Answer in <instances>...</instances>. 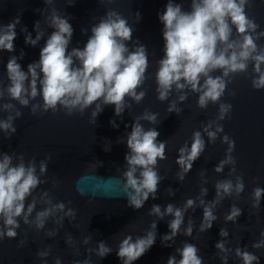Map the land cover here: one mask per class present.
<instances>
[{"label": "water", "instance_id": "water-1", "mask_svg": "<svg viewBox=\"0 0 264 264\" xmlns=\"http://www.w3.org/2000/svg\"><path fill=\"white\" fill-rule=\"evenodd\" d=\"M181 3L183 10L190 11L191 0H175ZM167 0H52L45 4L44 0H0V25H6L19 17L15 31V50L8 52L0 50V87L6 88L9 81L6 75V64L10 56H20L18 59L24 71L29 63L39 60L40 49L44 46L48 35L54 30L49 27L46 17L51 9L55 8L59 15L66 16L74 31L68 50L83 48L91 35L92 25L108 11H116L132 27V40L126 41L132 51L137 44L146 47L148 55V68L143 84L137 92L144 91L145 96L140 102L131 97H125V109L120 116H116L114 105H104L103 111L96 117L95 123L90 122L91 112L95 104L86 109L83 114L74 111L67 115L66 111L59 108L53 113L37 111L31 112L32 104L41 103L42 98L37 96L30 101L28 106H21L17 101L10 100L5 93L0 98V105L11 102L15 110L22 115L14 120L16 132L6 138L0 130V152L24 155L25 163L35 158L37 174L39 163L46 156L47 172L40 176L41 183L33 192L37 198L36 210H43L51 205L45 201L50 199L52 204L63 202L65 209L58 210L50 216L42 229H37L34 223L25 224L22 218L20 227L16 230L15 238L4 237L0 240V264H55L57 258L61 264H75L85 259L89 264H122L116 255L119 242L125 235L136 236L146 234L152 221L157 222L156 239L154 245L133 264H167L170 255H176L175 249L183 246V242L193 243L198 248V255L203 258V264H225L222 257H227L226 264H243L236 255L239 247L242 251L255 254L259 260L253 264H264V245L254 248L255 242L264 240L261 231H264V195L261 197L260 207L253 208L252 192L255 187L264 188V89H254L252 79L253 62H248L246 72L230 74L223 96L216 103L209 102L207 107H198L199 93L190 89L177 90L173 86L168 98L164 101L158 99L155 73L159 67L158 61L164 55V40L162 37L163 24L158 19V13L165 9ZM37 9L41 11H37ZM245 11L249 18L254 19L258 27L252 33L258 49H264V0H249ZM137 12L140 13L138 20ZM40 21L39 31L43 37L32 46L25 43V36L31 33L35 38L34 24ZM26 27L27 32L21 31ZM238 34L233 26L231 39H238ZM264 68V65H262ZM220 70L212 73L213 76L221 75ZM186 94L184 101L179 100L180 95ZM176 101L179 114L175 110L167 109ZM220 103L231 104L230 113L223 120H218ZM145 110L150 114H157L155 123L142 119L139 122L147 130L155 128L159 132L157 141H166V159L159 160L155 166L162 177L157 190V198L149 199L140 209L128 205L127 195L124 192L125 178L122 173L127 165L125 154L128 152L126 135L131 131L135 118L141 116ZM9 113L0 110V119ZM115 120L118 128L112 127L110 120ZM210 122L211 130L222 125L223 132L217 133L214 142H210L203 128ZM127 125V127H126ZM201 131L205 140V150L194 161L192 169L181 182L176 173L180 171L176 164L178 149L185 141L191 144L194 131ZM227 134L235 141L234 150L228 153V144L222 141ZM118 138H123L117 143ZM111 141L110 151H104V145ZM231 155L234 163L225 164L222 172H215L214 168ZM102 161V166L95 169V162ZM235 169V171H233ZM204 171L201 177L200 172ZM237 176H242L244 190L238 196L235 192L226 196L213 209L217 216L212 227L206 232L199 231L203 217V208L199 199L206 203L215 198V183L221 179H231L233 183ZM171 187L174 195H168L167 189ZM201 187L207 188V193L201 196ZM78 189L82 191H78ZM47 192L45 197L43 194ZM196 200V206L185 212L184 224L173 241L161 242V237L170 232L168 221L171 216L163 219L149 215L153 204L163 208L168 203L182 207L186 199ZM199 198V199H198ZM28 197L27 203L31 202ZM71 201V203H69ZM235 204L242 209V214L235 222L225 221L224 217L229 212L231 205ZM71 208L75 211V218L66 216L65 212ZM35 211L29 217H35ZM62 218L61 223H56ZM189 219L193 222L191 236L184 235V229ZM2 223V222H0ZM226 228L229 235L221 237L220 229ZM54 235L49 236V232ZM72 241L68 242V237ZM85 237L89 238L87 244ZM220 240L225 241L226 252L215 247ZM21 241L24 243L21 245ZM104 241L112 252L101 258L96 255L98 243ZM91 250V251H90ZM48 252L46 257H40L38 252Z\"/></svg>", "mask_w": 264, "mask_h": 264}, {"label": "clouds", "instance_id": "clouds-1", "mask_svg": "<svg viewBox=\"0 0 264 264\" xmlns=\"http://www.w3.org/2000/svg\"><path fill=\"white\" fill-rule=\"evenodd\" d=\"M45 4H51L52 0H44ZM249 0H191L190 11L183 10L181 3L175 0H167L163 12L158 13V19L163 24L162 37L164 40V55L158 61V69L155 79L158 99L164 101L168 98L173 86L177 90L190 89L199 93L198 107L205 108L209 102L216 103L223 96L227 83L230 82V74L246 72L248 62H253V72L256 74L252 79L254 89H264V49H258L252 33L258 27L254 19L249 18L245 8ZM37 11H41L37 9ZM138 20L140 13L137 12ZM50 28L54 29L48 35L44 46L40 49L39 60L29 63L27 71H24L18 59L23 58V50L19 57L12 55L6 64V75L9 81L6 88L0 87V98H4L5 93L10 100L17 101L21 106H28L31 100L37 96L42 98V104H32L31 112L53 113L62 108L67 115H72L74 111L84 113L86 109L95 104L91 112L90 122L95 123L96 117L103 111L104 105H114L116 116H120L125 109V97H131L136 102H140L145 96L144 91L137 92V89L145 80V73L148 68V55L146 47L137 44L134 50L130 51L126 41L132 40V27L116 11H108L106 15L99 19V22L92 25L91 35L83 48H72L68 50L69 43L73 36V27L66 16L58 14L55 8L46 17ZM19 17L6 25H0V50L13 52L15 50L14 40L17 36L15 31L19 23ZM233 26L238 34V39H231ZM40 21H36L34 29L35 38L31 33L25 36V43L35 46L43 37V32L39 31ZM21 31L27 32L26 27ZM260 35H264L261 33ZM216 70L221 71V75L213 76ZM186 94L180 95L179 100L184 101ZM231 104L220 103L218 120H223L226 114L231 111ZM15 105L11 102L0 105V110L7 113L6 118L0 119V130L10 138L16 132L14 120L22 115L19 110H15ZM175 110L179 114L180 109L176 106V101H172L167 111ZM145 119L155 123L157 114L149 113L147 110L135 118L131 126V131L126 135L128 152L125 154L126 169L122 173L125 178L124 192L127 195L128 205L134 209H140L151 196L157 198L158 185L162 177L156 170L159 160L166 159V141H157L159 132L155 128L147 130L139 122ZM109 123L114 128L119 125L115 120ZM210 122L203 128L210 142H214L217 133L223 132V126L217 125L215 130H211ZM127 127V125H126ZM123 138H118L117 143H121ZM222 141L228 144L227 152L231 153L235 147V141L225 134ZM111 141L104 145V151H110ZM205 150V140L201 131H194L191 144L185 141L184 145L178 149L176 164L180 171L176 173L177 179L183 181L186 174L192 169L196 161ZM16 163H13L14 154L0 152V240L4 237L15 238L17 229L20 227L22 218L25 224L34 223L37 229H42L46 220L55 215L60 210L65 209V204L59 202L52 204L51 200L45 201L51 205L43 210L35 211L37 198L33 196L34 190L43 183L40 176L47 172V161L51 159L46 156L39 163V173L35 158L25 163L24 155L21 153L15 156ZM231 155L215 166L214 171H223L225 164L234 163ZM102 161L95 162V169L102 166ZM235 171V169H233ZM201 177L204 171L200 172ZM215 198L206 203L199 199V204L203 208V217L199 225L200 232H206L217 220L213 209L226 196L235 192L237 196L244 190L242 176H237L235 183L231 179L217 180L215 183ZM78 191H82L78 189ZM207 188L201 187V196L207 193ZM168 195H174L171 187L167 189ZM45 197L47 192L43 194ZM264 195V188L255 187L252 192L253 208L260 207L261 197ZM32 196L31 202L27 203L28 197ZM71 203V201H69ZM196 206V200L188 198L182 207H177L173 203H168L162 210L159 204H153L149 209V215H155L160 219L171 216L168 221L170 232L161 237V242L165 246H170L166 242L173 241L184 224L185 212ZM35 211V217L30 221L29 217ZM242 214V209L235 204L231 205L229 212L225 215V221L235 222ZM66 216L75 218V211L71 208L65 212ZM62 218L56 223H61ZM157 222L152 221L146 234L136 236L133 239L131 234L119 242L116 255L122 264H133L155 243ZM193 233V222L188 221L184 229V235L191 236ZM54 235L53 232L48 233ZM219 235L227 237L229 235L226 228H221ZM264 236V231H261ZM72 237H68V242ZM89 238L85 237L87 244ZM24 242L21 241V245ZM264 245V240L253 243L254 248ZM215 247L222 252H226L225 241L220 240ZM91 251V250H90ZM96 255L103 258L112 252L104 241L98 243L95 249ZM176 255H170L167 264H203V258L199 256L198 248L195 244L187 241L182 247L175 249ZM38 256L46 257L48 252H38ZM236 255L240 257L243 264H253L259 258L249 252L236 249ZM227 261V257H222ZM55 264H61L59 258ZM75 264H89L85 259L83 262L76 261Z\"/></svg>", "mask_w": 264, "mask_h": 264}]
</instances>
